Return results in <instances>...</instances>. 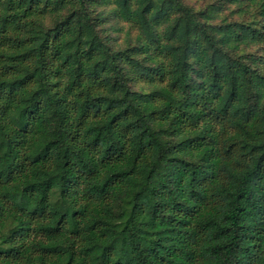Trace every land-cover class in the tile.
Masks as SVG:
<instances>
[{"label":"trees","instance_id":"trees-1","mask_svg":"<svg viewBox=\"0 0 264 264\" xmlns=\"http://www.w3.org/2000/svg\"><path fill=\"white\" fill-rule=\"evenodd\" d=\"M0 264H264V0H0Z\"/></svg>","mask_w":264,"mask_h":264},{"label":"rangeland","instance_id":"rangeland-1","mask_svg":"<svg viewBox=\"0 0 264 264\" xmlns=\"http://www.w3.org/2000/svg\"><path fill=\"white\" fill-rule=\"evenodd\" d=\"M195 3H198V4H200V3H203V1L204 0H193Z\"/></svg>","mask_w":264,"mask_h":264}]
</instances>
